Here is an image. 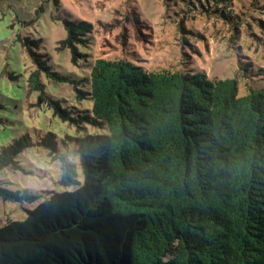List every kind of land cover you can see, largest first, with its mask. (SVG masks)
Masks as SVG:
<instances>
[{"label": "trees", "instance_id": "obj_1", "mask_svg": "<svg viewBox=\"0 0 264 264\" xmlns=\"http://www.w3.org/2000/svg\"><path fill=\"white\" fill-rule=\"evenodd\" d=\"M236 21L233 0H181ZM60 41L77 61L93 25L66 19ZM31 90L45 102L43 74L60 80L32 49ZM61 48V47H60ZM72 80L90 108L55 113L106 129L75 142L84 180L66 155L64 185L23 220L0 226V264H264V86L240 95L236 78L204 70H150L128 58L98 57ZM40 144L55 152L57 137ZM67 143V142H65ZM34 145L22 134L0 149V171ZM27 199L39 195L24 193ZM0 196L22 198L0 186Z\"/></svg>", "mask_w": 264, "mask_h": 264}, {"label": "rangeland", "instance_id": "obj_2", "mask_svg": "<svg viewBox=\"0 0 264 264\" xmlns=\"http://www.w3.org/2000/svg\"><path fill=\"white\" fill-rule=\"evenodd\" d=\"M232 4L236 21L208 8L187 7L181 0H0V149L22 134L29 133L34 142L17 157V168L0 171V186L22 197L0 196V226L8 219H25L51 192L78 186L61 182V155L76 164L77 179L83 182L76 144L68 136L106 129L64 120L51 103L57 100L76 114L90 108L92 101L80 98L76 88L87 87L70 79L87 76L96 58H128L150 70L194 69L211 78H236L240 95L263 87L264 0ZM66 19L93 25L88 42L80 46L85 55L77 61L60 43L67 37ZM26 37L40 40L32 49L46 53L52 70L69 77L43 74L45 102L29 86V76L38 67ZM47 132L57 137L55 152L40 144ZM25 192L39 197L27 199Z\"/></svg>", "mask_w": 264, "mask_h": 264}]
</instances>
